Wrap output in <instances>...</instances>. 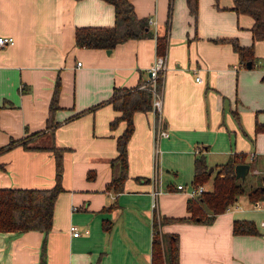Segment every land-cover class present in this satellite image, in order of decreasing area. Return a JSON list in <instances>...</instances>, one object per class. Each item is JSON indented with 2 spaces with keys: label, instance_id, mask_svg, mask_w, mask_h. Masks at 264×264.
I'll use <instances>...</instances> for the list:
<instances>
[{
  "label": "crops",
  "instance_id": "1",
  "mask_svg": "<svg viewBox=\"0 0 264 264\" xmlns=\"http://www.w3.org/2000/svg\"><path fill=\"white\" fill-rule=\"evenodd\" d=\"M133 2L155 18L154 34L108 50L75 41L77 26L114 23L108 0H0V33L15 38L0 45V187L52 186L54 146L63 149L51 229L0 231V264H152L155 221L178 234L179 264H264V207L244 193L211 221L188 218L186 190L199 154L216 171L241 153L264 177V36L247 67L230 38L251 44L253 16L234 0H198L196 16L187 0ZM164 33L161 120L153 107L134 113L128 174L117 191L110 183L126 121L110 126L118 111L108 100L114 87L148 80L156 34ZM155 177L163 193L153 206ZM237 219L253 220L258 233H234Z\"/></svg>",
  "mask_w": 264,
  "mask_h": 264
},
{
  "label": "trees",
  "instance_id": "2",
  "mask_svg": "<svg viewBox=\"0 0 264 264\" xmlns=\"http://www.w3.org/2000/svg\"><path fill=\"white\" fill-rule=\"evenodd\" d=\"M115 6V21L109 25H80L75 29V41L78 45L112 48L118 42L130 37L153 35L149 18L139 15L133 0H108ZM190 11L196 16L198 0H187ZM233 8L253 16L251 25L253 42L243 45L236 37H231L240 60L246 65L254 60V41L264 36V0H234ZM158 54L165 55L168 34H156ZM163 76L156 79L155 89L162 90ZM154 83L150 78L135 87L116 86L109 98L118 114L111 120L110 126L116 127L121 120L126 121V128L117 137L119 154L115 159L119 167L110 186L122 190L128 174V144L133 134L134 113L147 111L153 107ZM54 109V106L52 107ZM261 126L257 125V130ZM14 143H10L13 145ZM3 148H0L2 151ZM56 158L55 182L50 187H0V231H27L39 229L48 232L53 224L54 205L58 194L63 190V149L54 146ZM245 162L241 153H235L222 163L212 181V189L204 190L197 197H190L188 210L191 216L204 221H211L218 213L233 205L240 195L247 193L252 201L264 198L261 183L247 189L241 178L236 176L235 166ZM113 165H115L113 163ZM210 166L205 154L195 159L193 184H203L211 178ZM264 181V177L262 179ZM234 233H258L253 220L237 219L233 224ZM152 264H179V236L177 233L165 234L154 222L152 241Z\"/></svg>",
  "mask_w": 264,
  "mask_h": 264
},
{
  "label": "built area",
  "instance_id": "3",
  "mask_svg": "<svg viewBox=\"0 0 264 264\" xmlns=\"http://www.w3.org/2000/svg\"><path fill=\"white\" fill-rule=\"evenodd\" d=\"M155 18L153 16L149 17V22H154ZM15 41V38L13 35L10 34H2L0 33V45L3 44H7V43H13ZM79 64H81L79 62ZM167 68V63H166V57L165 55H161L158 54L155 60V63L151 66L150 68V73L151 75L149 76L151 82L154 83V98H153V108L156 111V113L158 114V118L159 121L161 120V111H162V94H161V90L157 91L155 89V83H156V79L159 75L163 74L165 72ZM197 80H201L202 77L200 75L196 76ZM170 134V132L167 129H158V135L160 136H168ZM178 188H184V184H178L177 185ZM188 194L190 195V197H197L199 194H201L204 190H205V185L204 184H198V185H194L191 184L190 186H188L186 188ZM163 193V189L160 185V182L157 180V178L155 177V189L153 191V206L157 205V198L160 194ZM255 205L258 207H264V198L255 201ZM70 230L72 232V234L74 235H79L81 234V231L79 230V228L77 227V225L72 224L70 227ZM87 232V230H86Z\"/></svg>",
  "mask_w": 264,
  "mask_h": 264
},
{
  "label": "water",
  "instance_id": "4",
  "mask_svg": "<svg viewBox=\"0 0 264 264\" xmlns=\"http://www.w3.org/2000/svg\"><path fill=\"white\" fill-rule=\"evenodd\" d=\"M111 48H108V50H110ZM246 66L247 67H251L252 66V61H248L246 63ZM151 75V73H150ZM250 163L249 162H240V163H237L236 166H235V172H236V176L238 178H241V179H245L247 173L250 171ZM211 170H213V167H210ZM261 190L264 191V183L263 185L261 186Z\"/></svg>",
  "mask_w": 264,
  "mask_h": 264
},
{
  "label": "rangeland",
  "instance_id": "5",
  "mask_svg": "<svg viewBox=\"0 0 264 264\" xmlns=\"http://www.w3.org/2000/svg\"><path fill=\"white\" fill-rule=\"evenodd\" d=\"M210 167H212V166H210ZM217 171L218 170L212 171V178L209 180L208 185H210L212 183L213 177L215 176ZM262 177L263 176H261V175L259 176V174L255 175L252 171H250L247 173L245 179H242V180L245 183L246 188L249 189V188H251V186H256L258 183H261Z\"/></svg>",
  "mask_w": 264,
  "mask_h": 264
}]
</instances>
